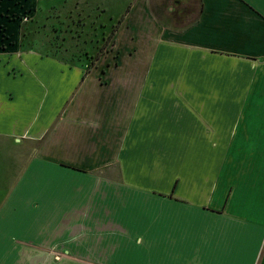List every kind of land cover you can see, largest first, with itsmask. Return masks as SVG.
Listing matches in <instances>:
<instances>
[{"label":"crops","instance_id":"1","mask_svg":"<svg viewBox=\"0 0 264 264\" xmlns=\"http://www.w3.org/2000/svg\"><path fill=\"white\" fill-rule=\"evenodd\" d=\"M195 1L0 0V264H264V0Z\"/></svg>","mask_w":264,"mask_h":264},{"label":"rangeland","instance_id":"2","mask_svg":"<svg viewBox=\"0 0 264 264\" xmlns=\"http://www.w3.org/2000/svg\"><path fill=\"white\" fill-rule=\"evenodd\" d=\"M178 0H153V7L155 10H157V12L159 13L158 15L163 17L165 15L168 16V18H172L174 19L175 22H179V23H184L185 19L190 17V14L188 17L184 18L185 15H183V12H180L182 10H186V11H190L191 15H194L193 12L197 11L199 8V4L195 1V0H181V3L178 4L177 3ZM96 2V1H95ZM173 5L174 6V10L173 11H168V6L169 5ZM94 5V4H93ZM90 5V9H94L92 6ZM112 5V9H111V13L116 14L117 12H119L122 8L121 4L119 3L117 6H115V4H111ZM74 6H76V0H39V4H38V17H36L35 21H34V26H37L36 30H33V32L35 33L36 37L35 39L41 41L42 37H44L46 34L48 35H52L53 39L56 40V36H59V39H57L56 43L57 45H59V43L63 42L61 36L64 35L63 32L58 33V35L53 34L50 30H48V27L45 24L49 25V28L52 29V23H58V25H60L59 21L61 20H67V12H69V10H74ZM56 9V10H54ZM172 12V13H171ZM169 13V14H167ZM181 13V15L183 17H179V14ZM173 16V17H172ZM74 19V23L73 25H76V28L78 29V32L80 33L82 27H80L79 22L77 23V18H73ZM69 23L71 21H68ZM71 24V23H70ZM72 25V27H70V29H74L75 27ZM86 27H89V34H94V31H92V27H91V22L89 21L86 24ZM60 28V27H58ZM68 29V28H67ZM30 32L26 29L25 30V35L28 38L30 36ZM65 36V35H64ZM86 36V35H85ZM47 38V37H46ZM96 38V36H93V39ZM86 39V37H85ZM91 38H89V40H93ZM87 39V41H84L83 39H80L79 41H71L69 42L71 44V46H67L68 50L67 52L69 54H73L75 53L76 55H78V53L80 52V54H82L83 52H85V50L90 51L91 53H93V51L95 50V47H93L95 44L94 41H89ZM27 41H29V39H27ZM25 42L28 44V42ZM65 43V45H67V41L63 42ZM77 45H76V44ZM80 43V44H78ZM53 49L55 50L56 48L53 47ZM64 51H61L60 53L63 54ZM73 52V53H70ZM65 54L67 56H69L66 52ZM79 56V55H78ZM2 79V78H1ZM210 103V102H209ZM233 107V110H231L229 112V115L227 116V120L228 122L231 124L234 122V120L237 118V113H238V109L240 108V101H234L231 105ZM222 146L221 144L219 145L218 148L213 149L214 153L217 155H220L222 152Z\"/></svg>","mask_w":264,"mask_h":264},{"label":"trees","instance_id":"3","mask_svg":"<svg viewBox=\"0 0 264 264\" xmlns=\"http://www.w3.org/2000/svg\"><path fill=\"white\" fill-rule=\"evenodd\" d=\"M114 32H115V30H112L111 34L106 38L105 42L103 43L102 47L100 48V50H99V52H98V54H97V57H98L100 54H102L103 51L107 48V45H108V43L110 42L111 37H112V35H113ZM1 33H3V34H1V35L4 36V32H3L2 30H1Z\"/></svg>","mask_w":264,"mask_h":264}]
</instances>
